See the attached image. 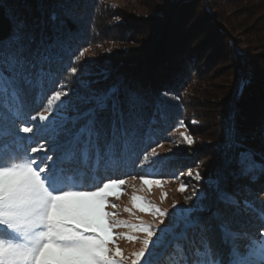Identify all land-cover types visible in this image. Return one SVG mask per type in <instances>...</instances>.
<instances>
[{
  "label": "snow or ice",
  "instance_id": "6c2138e0",
  "mask_svg": "<svg viewBox=\"0 0 264 264\" xmlns=\"http://www.w3.org/2000/svg\"><path fill=\"white\" fill-rule=\"evenodd\" d=\"M9 19L10 31L0 36V264H129L118 247H110L120 227L145 234L130 264H264V132L259 148L238 134L227 141L226 174L209 179L211 203L200 193L191 207L173 204L176 212L169 216L134 195V206L159 224L116 220L117 213L106 211L118 207L109 198L127 181L112 174L158 156L164 145L153 133L160 109L154 105L149 114L142 91L122 82L96 87L100 81L85 78L82 70L71 94L64 88L49 94L59 41L38 38L18 15ZM49 20L64 23L57 12ZM66 73L75 77L78 69ZM184 127L180 121L175 132L192 145L194 138L180 131ZM152 177L146 170L140 179L164 183ZM229 177L244 183L230 191ZM194 179H202L198 171ZM186 190L181 183L179 191ZM192 200L188 196L185 203Z\"/></svg>",
  "mask_w": 264,
  "mask_h": 264
},
{
  "label": "rangeland",
  "instance_id": "374dc122",
  "mask_svg": "<svg viewBox=\"0 0 264 264\" xmlns=\"http://www.w3.org/2000/svg\"><path fill=\"white\" fill-rule=\"evenodd\" d=\"M55 1L57 8L64 6L62 8L65 9L60 15L61 20L64 21L61 28L65 30L66 18L75 17L74 21L79 26L82 38L90 36L91 28L88 22L92 20V17L99 21L101 13L109 15L107 17L104 14V18L100 19L99 22L101 25L103 24V27L100 28L101 35L91 40L93 44L87 43L86 40L80 41L81 46H86L82 48V51L88 50L84 56L77 60L76 57L79 54L71 58L69 55L68 61L71 64L74 63L78 73L75 77L70 74V80L67 79L61 88L68 90L71 94L72 90L78 86L81 70L85 78L105 82L104 87L122 82L129 87L145 92L146 97L150 98L152 106H156L158 101H161V104L164 102V105H169L176 115H180L181 121L184 123L185 127L180 131L187 130V133L195 141L192 145L185 143L180 134L175 132L176 126L179 125L177 124L172 129L169 138L161 142L164 145L163 148H157L158 156H150V163L140 166L141 173L142 171L145 173L146 170L153 173L150 166L155 162L157 164L171 160L170 162L174 166L167 179H161L164 183L145 185L139 177L127 178L122 189L109 198L110 204L118 205V207H108L106 211L117 213L116 220L132 225H138L141 221L159 224V219L154 214L141 211L134 206L132 200L134 195L143 197L147 202L169 213V216L176 212L173 204L179 208L191 207L200 193H207L209 199L212 192V188L209 187V179L212 175L218 176L222 171H218L214 167L220 154L224 153L225 157L227 141L231 137L233 111L235 117L237 115L238 120L240 119L236 122L245 130L248 123L245 116L248 117L253 111L251 110L249 113L247 110H242L243 113H241L237 106L231 110L229 117H225L227 115L226 108H222V104L229 100L228 95L238 80L235 66L238 63L241 64L243 74L255 75L253 76L255 81L264 76V0H213L211 5L208 4L211 11L203 10L201 12L203 17L214 19L213 23L217 28L224 29V32L220 33L221 37L225 41H234L235 48L241 50L242 57L236 54L234 58L231 52L234 50L230 49L229 52L225 50L219 56L211 59L197 60L189 55L180 60L181 48L176 51V48L168 47L167 53L170 52L172 56L170 54L169 58L163 56V66H160L161 69L155 68V70L149 66L150 64L146 65L143 60L141 61L140 56L135 61H132L131 57L135 53L142 52L149 43L159 13L169 9L176 2L179 3L172 8L174 9L172 12L180 10L185 4L193 1H201L202 5H207L206 0ZM96 7L99 8L98 15L95 13ZM66 12L70 13V16H66ZM210 53L211 56H215L217 51L214 50ZM123 57L127 58L126 61ZM151 58H155L154 54ZM174 61L177 63V70H179L175 79L173 78L175 76L163 75V72L167 71L166 64L170 65L171 62V65L174 66ZM159 74L162 76L160 77ZM104 76L108 78L103 79ZM166 79L169 82L164 83ZM166 85L168 87L163 88ZM177 91L180 92L179 95L173 94ZM148 92L151 94L147 95ZM248 107L247 103L246 109ZM262 132H264V126L260 128V133L262 134ZM221 161L224 167L225 158ZM189 171H192L193 176L187 174ZM197 171L202 177L200 181L194 179ZM211 171L212 174L209 175ZM181 183L187 186V190L184 192L179 191ZM116 195H119L120 198L116 199ZM188 196H191L193 200L186 204L185 198ZM125 209L132 211L129 213ZM167 223L168 218L166 217L165 224ZM164 226L163 224L159 225L161 228ZM115 231L118 236L113 238L110 247L113 251L118 247L123 255L129 258L130 264V259L133 258L132 254L143 246L145 234L139 231L132 232L125 227L117 228ZM126 235H132L136 239L122 238Z\"/></svg>",
  "mask_w": 264,
  "mask_h": 264
},
{
  "label": "trees",
  "instance_id": "16d2710c",
  "mask_svg": "<svg viewBox=\"0 0 264 264\" xmlns=\"http://www.w3.org/2000/svg\"><path fill=\"white\" fill-rule=\"evenodd\" d=\"M206 2L207 5H202L201 1H193L185 4V6L180 10L172 12L174 10L172 8L174 6L176 7L177 3H179L176 2L171 5L169 9L163 10L161 13H159L160 15L158 17V20H156L154 30L150 35L149 43L142 52H139L138 54L135 53V55L131 57V60L135 61L136 58L140 56L141 61L143 60L146 65L150 64L149 66L155 70V68H160V66H163V56H165V58L170 57V52L167 53L168 47L170 49L176 48V51L181 48L182 53L179 56L180 60L186 58L189 55H192L197 60L207 58L211 59L219 56V54L224 52L225 50L226 52H229L228 50L230 49L234 50L231 51L234 58L236 54L239 57H242V53L240 52L241 50L239 48H235L234 41H225L221 37L220 33L224 32V29L217 28V26L213 23L214 19L203 17V14L201 12L203 10L207 12L211 11L209 5H211L214 1L206 0ZM56 4L57 3L55 0H0V36L7 35L11 29V22L9 17L12 15H18L28 23L29 27L36 33L38 38L40 36H44L49 40L55 39L59 41V46L56 48L54 62L51 65L53 72L57 73V76L55 77L56 82L49 85V94L57 90V88H61V86L65 84L67 79L68 81L70 80L71 75L70 73H66V69L68 67L74 66V63H69V55L70 58L74 55H78L79 52L82 51V48L86 47L84 45L81 46V40H86L87 43L93 44L91 40H93L96 36L101 35L100 28L103 27V24L101 25L99 21H101L100 19L104 18V14H106L101 13L99 21L95 20L94 17H92V20L88 22V25L91 28L90 36L82 38V35H80L79 33V26L74 21L75 17H71L68 19L66 18L65 30L61 28V25H53L51 23V21L49 20V15L52 12H57L61 15V12H64L65 10L64 8H62L64 6L57 8ZM98 9V7L95 8L96 15H98ZM106 15L107 17L109 16L108 14ZM96 27L98 28L97 30ZM214 50H216L217 53L216 55L214 54L215 56H211L210 52ZM153 54L155 58L150 59V57H153ZM126 59L127 58H124L125 61ZM192 61H194V59H192ZM194 62H196V60ZM238 64L235 66L238 80L233 90L228 95L229 100H226L222 104V108H226L225 113L227 115L225 117H229L231 115H229L231 110L237 106L238 110H241V113H243V111L245 110L250 113L251 110H253L248 117L245 116V119L248 122L246 125V130L237 123L240 119L238 120L237 115L235 117V112L233 111V117H231L233 125L231 127L230 139L234 134H238L240 137L244 138V142L249 146L253 148H259L262 138L260 128L264 126V76L260 77V80L255 81V77L253 79V76L255 75H244L242 65ZM166 66L167 71L163 72V75L169 77L175 76L173 77L174 79L177 78L176 74L179 73V70H177V63L172 66L170 62V65L166 64ZM159 76L161 77L162 74H159ZM105 78L108 77L104 76L103 79ZM166 82H169L168 79L164 80V83ZM104 83L105 82L102 83V81L100 80V83L95 86L103 88L105 85ZM166 87H168V85L164 86L163 88ZM76 88L77 87H75V89ZM179 91L173 92V94L179 95ZM144 94L146 95L145 92ZM149 94L151 93L148 92L147 95ZM147 100L148 104L146 107V112L151 114L153 110L152 102L150 101L149 97H147ZM247 103L249 107L246 109ZM156 107L160 109L161 117L159 119V122L155 125V131L153 135L155 140L158 143H161L163 140L169 138L173 131L172 129L180 123L181 118L180 115H176L174 113L169 105H164V102H162L161 104V101H158ZM40 143L44 144L45 142L40 141ZM151 146L154 145H149L146 147L150 148ZM143 147L145 146H142V148ZM140 151L141 150L138 149V152ZM37 155H40V153H37ZM224 158V153L219 155L214 169L218 171L222 170L226 174L227 170L222 166L221 161ZM170 161L166 160L157 164L155 162L152 166H150L153 170V177L157 179H167L170 174L169 172L173 169L172 167L174 166ZM140 166V163H129L122 167L120 171L114 172L112 176L113 178L124 179L130 177L140 178L141 176L145 175L144 171H142L141 173ZM211 174L212 171L209 175ZM212 177L213 179H215L217 176L214 177L212 175L211 178ZM228 179V189L230 191L234 189L237 183H244V181H233L231 177H229ZM213 200L214 193L212 190L207 203H211Z\"/></svg>",
  "mask_w": 264,
  "mask_h": 264
}]
</instances>
